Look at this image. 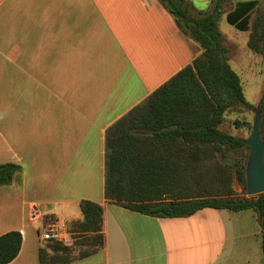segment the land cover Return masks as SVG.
<instances>
[{
    "label": "crops",
    "instance_id": "1",
    "mask_svg": "<svg viewBox=\"0 0 264 264\" xmlns=\"http://www.w3.org/2000/svg\"><path fill=\"white\" fill-rule=\"evenodd\" d=\"M201 54L159 0H0V165L22 167L0 187V237L23 235L10 264H41L47 217L72 240L84 200L105 247L68 264H264L254 210L158 218L105 198L107 129Z\"/></svg>",
    "mask_w": 264,
    "mask_h": 264
},
{
    "label": "trees",
    "instance_id": "2",
    "mask_svg": "<svg viewBox=\"0 0 264 264\" xmlns=\"http://www.w3.org/2000/svg\"><path fill=\"white\" fill-rule=\"evenodd\" d=\"M159 1L202 54L107 129L105 198L108 204L158 218L190 217L207 208L254 210L260 216L264 249V194L243 198L234 188L237 181L247 190L243 153L250 147L220 128L232 109L253 107L220 29L228 0H213L208 12L187 0ZM258 6V1L237 3L227 22L241 32L252 31L248 47L264 60V14L252 25ZM259 108L264 141V92ZM20 172L18 164L0 165V187L11 185ZM80 208L84 219L70 224L69 232L76 239L73 247L88 250L76 256L72 247L43 241L53 246L40 248L41 264H68L105 247L104 208L88 200ZM22 243L20 232L2 235L0 264L12 263Z\"/></svg>",
    "mask_w": 264,
    "mask_h": 264
},
{
    "label": "rangeland",
    "instance_id": "3",
    "mask_svg": "<svg viewBox=\"0 0 264 264\" xmlns=\"http://www.w3.org/2000/svg\"><path fill=\"white\" fill-rule=\"evenodd\" d=\"M195 1L197 8L202 12H208L210 10L212 0ZM247 1L259 2L258 9L252 16L253 25L257 16L264 14V0H229L225 5V11L220 17V29L224 37V43L229 50L230 63L232 68L236 71V73H238L242 80L246 99L253 105L252 108L238 106L229 111L226 114V119L220 128L226 133L245 140H248L252 134L253 123L255 120V109L259 108L264 92V60L262 55L254 53L248 47L252 31L241 32L234 26H231L227 22V14L237 3ZM243 154V158H247L246 164H248L250 150H246ZM235 187L237 189L236 193L238 197L251 198L248 195L247 190L244 188V185L236 181L234 183V188ZM49 221L52 222V220L47 219L44 220V222H38L36 226L43 228L45 223H50ZM71 238L74 244L76 239L73 236ZM42 246L51 249L53 243H46L42 241ZM69 247H72V250L74 251L73 254L76 256L79 255L81 251L88 250L87 248H81L78 245H76V247H73V245Z\"/></svg>",
    "mask_w": 264,
    "mask_h": 264
},
{
    "label": "water",
    "instance_id": "4",
    "mask_svg": "<svg viewBox=\"0 0 264 264\" xmlns=\"http://www.w3.org/2000/svg\"><path fill=\"white\" fill-rule=\"evenodd\" d=\"M262 112L255 109V120L250 138L246 145L250 147V156L246 166L247 192L250 197L264 194V141L261 137Z\"/></svg>",
    "mask_w": 264,
    "mask_h": 264
},
{
    "label": "built area",
    "instance_id": "5",
    "mask_svg": "<svg viewBox=\"0 0 264 264\" xmlns=\"http://www.w3.org/2000/svg\"><path fill=\"white\" fill-rule=\"evenodd\" d=\"M64 229L65 227L59 221L52 220L50 223H45L43 228H41L40 235L43 241H52L65 246H72L73 241L66 237Z\"/></svg>",
    "mask_w": 264,
    "mask_h": 264
}]
</instances>
